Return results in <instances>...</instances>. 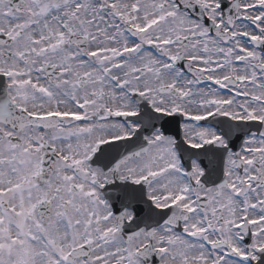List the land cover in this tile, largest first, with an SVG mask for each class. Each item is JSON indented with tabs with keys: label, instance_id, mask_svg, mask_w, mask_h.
Wrapping results in <instances>:
<instances>
[{
	"label": "snow or ice",
	"instance_id": "snow-or-ice-1",
	"mask_svg": "<svg viewBox=\"0 0 264 264\" xmlns=\"http://www.w3.org/2000/svg\"><path fill=\"white\" fill-rule=\"evenodd\" d=\"M0 264H264V0H0Z\"/></svg>",
	"mask_w": 264,
	"mask_h": 264
}]
</instances>
